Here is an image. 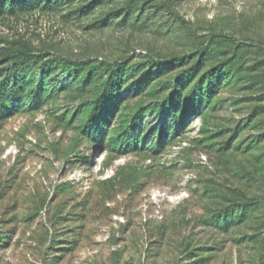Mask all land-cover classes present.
<instances>
[{"label": "rangeland", "instance_id": "1", "mask_svg": "<svg viewBox=\"0 0 264 264\" xmlns=\"http://www.w3.org/2000/svg\"><path fill=\"white\" fill-rule=\"evenodd\" d=\"M0 264H264V0L2 9Z\"/></svg>", "mask_w": 264, "mask_h": 264}, {"label": "trees", "instance_id": "2", "mask_svg": "<svg viewBox=\"0 0 264 264\" xmlns=\"http://www.w3.org/2000/svg\"><path fill=\"white\" fill-rule=\"evenodd\" d=\"M50 2V0H46ZM33 0H0V11L4 8L8 9L9 11L15 10H28L32 7ZM224 40L236 44H244V45H257L261 46V43H257L251 39H239L230 34H222L221 36ZM16 57V56H15ZM18 61H28V56L26 54H20L16 57ZM71 67H78L77 64H71ZM104 98V93L95 101L94 105L92 106L89 114H88V121H93L104 110V105L102 103Z\"/></svg>", "mask_w": 264, "mask_h": 264}]
</instances>
